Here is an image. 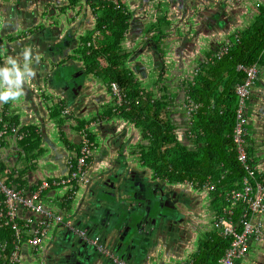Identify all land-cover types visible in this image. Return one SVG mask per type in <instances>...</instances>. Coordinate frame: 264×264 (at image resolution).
<instances>
[{
  "label": "crops",
  "instance_id": "1",
  "mask_svg": "<svg viewBox=\"0 0 264 264\" xmlns=\"http://www.w3.org/2000/svg\"><path fill=\"white\" fill-rule=\"evenodd\" d=\"M204 1L212 4V0ZM230 1L231 8L220 27H208L203 19H199L197 26L185 25V12L173 5V10L157 17L155 13L146 14L149 3L147 0L140 3L136 1L132 4L134 9H129L125 4L126 10L134 13L135 24L128 27L122 42L123 52L127 54L122 70L132 76L140 90L150 92L155 99L166 102L167 122L173 128L178 142L189 150L195 146V136L191 131L194 127L192 115L187 112V107L191 105L186 95L189 83L200 64L205 62L207 54L214 48L217 51L231 37L236 38L240 30L251 25L257 8L264 4V0ZM122 3L124 4L123 1ZM95 21L96 13L92 12L84 0L72 3L70 0H0V94L9 96L7 101H0V118L17 127L19 134H23V138H18L15 134L9 135L0 144V165L2 169H7L9 178L15 181L13 184L33 189L35 183L43 178H65L67 162L75 159L82 138L85 137L93 144V154L88 163L89 182L81 186L83 192L78 196L76 193L71 205L67 207V210H71L67 218L75 228L84 229V224L77 223L81 220L82 213L93 209L91 194L101 188L110 189L107 184L104 186L102 183L109 175L115 174L117 169H120L117 173L122 172V162L128 181L134 176L144 185L152 183V187L146 185L144 188L149 187L154 192L156 188L168 189L169 195L174 190L186 200L184 204L181 198L185 208L178 207L179 215L170 218L164 227L163 239L159 236L161 243L158 242L154 249L148 251L147 260L143 262L142 258L137 263H127L195 264L201 254L200 246L205 240L213 250L209 258H213L216 250H220L213 249L217 239H227L214 227L216 217L221 214L224 206L223 197L217 189L224 182H229L233 187L238 178L234 177L232 168H225L216 178L207 175L194 183L186 180L169 183L159 179L141 163L135 166L122 161L124 147L132 146L131 149L139 153V145L147 144V141L143 140L140 127L106 115V110L116 106L109 88L111 83L105 85L95 70L87 71L85 68L88 62L81 57L79 51L85 39L95 29ZM159 33L161 35L158 36ZM146 44L156 57L147 52L142 54ZM133 49H139L135 56ZM130 52L132 54L129 55ZM158 59L163 64L160 67L156 65ZM72 68L75 71H71ZM257 68L258 79L251 90L247 108L246 138L247 149L251 150L255 167L264 178V65H258ZM73 72L76 76L87 75L81 87L70 84ZM225 76L224 74L218 80L216 86L219 94L217 102L226 96L220 82L225 80ZM64 110L67 111L66 114H62ZM210 124L202 123L200 127L218 131V124ZM227 137L230 138L228 146L235 151L231 134ZM201 145L199 142L198 146ZM132 155L137 156L134 153ZM110 162L115 171L110 164V170L101 178L100 172ZM110 181L112 180L109 179ZM131 182L132 179L127 184L128 187L133 186L134 183ZM210 186L213 187L211 190ZM64 194L65 189H52L43 195V202L55 201L56 205L62 204ZM155 197L153 201H159ZM190 201L194 202V208ZM154 206L158 207L156 204ZM153 209L155 208L151 210ZM160 210L168 215V210ZM262 225L260 237L251 239L247 255L237 264H264V216ZM52 234L53 232L48 234L45 244L38 252L25 255L26 251L29 252L26 247L22 252L25 258L22 264H37V261L32 262V256L38 255L41 258L54 238L67 237L62 234L61 229ZM102 236L105 248L116 257V250L109 248L107 240ZM204 251L209 250H202ZM121 257L116 258L126 261ZM220 257L215 264H218ZM94 259L90 257L88 262L92 263Z\"/></svg>",
  "mask_w": 264,
  "mask_h": 264
},
{
  "label": "trees",
  "instance_id": "2",
  "mask_svg": "<svg viewBox=\"0 0 264 264\" xmlns=\"http://www.w3.org/2000/svg\"><path fill=\"white\" fill-rule=\"evenodd\" d=\"M73 1L75 0H70L71 3ZM84 1L92 12L96 13V26L85 39V44L83 43L79 51L80 55L88 62L85 66L87 71L95 70L107 86L112 82L116 83L121 94L125 96V103L121 106L115 104L114 109L111 107L105 113L107 116L141 128V136L147 144L138 147L139 163L152 170L159 179L169 183H181L184 180L194 183L203 180L207 175L216 178L225 168H232L237 179L242 167L237 161L235 151L228 146L230 138L227 137L231 134L235 121L234 87L244 78V74L236 68L238 65L245 67L264 65V4L257 8L252 24L240 30L236 38L231 37L228 40L226 54L216 57L215 48L207 54L205 62L200 64L192 82L189 83L186 95L190 103L196 106V109L191 111L194 126L191 131L195 136V146L189 150L187 146L178 142L173 128L167 122L166 102L155 99L150 92L140 90L132 76L122 70L127 55L123 52L122 42L128 27L135 24L134 13H129L121 0H116L118 7L111 0ZM132 3L134 4V1ZM160 61L158 59L156 63L159 67L163 65L162 62V65L159 63ZM224 74L225 80L220 82L226 96L217 102L219 94L216 86ZM211 99L214 101L211 102ZM202 123L218 124V131L200 127ZM199 142L201 146H198ZM250 151L249 148L246 151L248 160H252ZM252 162L254 164V160ZM121 165L123 168V164ZM0 168L2 169L1 165ZM230 187L229 182L226 184L224 182L217 191L223 196ZM12 238L11 229L0 228V243L5 241L11 244ZM207 242L205 240L200 246L201 254L195 264H215L229 245L228 239H217L213 249L220 250H216L213 258H209L213 250L208 247ZM205 249L210 252H202ZM1 262L0 253V264Z\"/></svg>",
  "mask_w": 264,
  "mask_h": 264
},
{
  "label": "built area",
  "instance_id": "3",
  "mask_svg": "<svg viewBox=\"0 0 264 264\" xmlns=\"http://www.w3.org/2000/svg\"><path fill=\"white\" fill-rule=\"evenodd\" d=\"M111 1L118 7L116 0ZM227 50L226 43L216 51V57L226 54ZM236 69L244 74V78L234 88L236 106L231 139L242 171L233 187L222 196L224 206L214 223V227L229 240V245L218 260V264H237L247 255L251 239L260 237L263 227L264 178L260 176L252 160H248L246 152L247 108L251 90L258 78V68L256 65L249 67L238 65ZM109 88L117 106L125 103V96L121 94L116 83H111ZM195 109L196 106L191 104L187 107V112ZM66 113V110L62 112ZM12 134L23 138L17 127L0 118V144ZM92 146L93 144L83 137L75 159L67 162L66 177L57 180L43 178L35 183L33 189L13 184L7 169L0 168V228L11 229L13 235L11 244L5 241L0 243L1 264H22V260H25L22 252L26 247L29 248V252L25 253L38 252L45 244L48 234L60 229L64 236L75 234L82 241H87L95 252L110 259L114 264H129L111 255L98 236L88 237L84 229L75 228L67 218L69 216L67 207L71 205L70 202L78 187L89 182L88 163L93 154ZM212 188L209 187L210 190ZM52 189H65L63 205L60 203L56 205L55 201L44 204L43 195ZM238 211L239 214H236Z\"/></svg>",
  "mask_w": 264,
  "mask_h": 264
},
{
  "label": "water",
  "instance_id": "4",
  "mask_svg": "<svg viewBox=\"0 0 264 264\" xmlns=\"http://www.w3.org/2000/svg\"><path fill=\"white\" fill-rule=\"evenodd\" d=\"M140 1L142 0H137V3H140ZM205 3L207 2L202 0H165L164 2L170 7L173 5L185 12V17L183 16L185 25L197 26L199 19H203L208 27H220L221 25L217 23L221 20L224 22L225 15L228 12L224 9L226 0L218 3L213 8L210 3ZM29 36L35 38L33 37L34 34ZM27 39L28 36L25 37V40ZM138 50L136 49L137 54ZM146 52L156 57V54L154 55L153 50L149 49L147 44L143 47L142 54ZM110 164L112 166L110 162L100 172L101 178L110 170ZM119 173L116 171V175H109L108 179L102 183V185L107 184L111 189H114L111 190L112 192H106L101 188L93 192V196L91 194L93 209L92 211H86L84 214L82 213L81 220L77 225L84 224L87 236H98L104 244L101 240V234H103L105 241H108H106V245L112 250H116V257L122 256L121 258L125 259L126 262L133 261L136 263L143 258V262H145L148 251L151 248L154 249L158 242L161 243L159 236L163 235V232L157 231L158 235H156V232L155 235L152 232L157 229L155 222H167V219L174 217V215L170 213L167 215L160 209L151 210L150 204L155 196L154 190L148 187L144 188L141 194H137L135 190L127 186L129 183L127 178H122V185L120 184V178H117ZM109 179L115 184L112 181L109 182ZM154 214L155 218L153 217ZM51 244L53 247L48 253L47 250ZM51 244H48L41 258L38 255L32 256L37 264H114L110 259L95 252L87 241H82L75 234L63 238L57 237ZM25 255H28V253H25ZM90 257L95 258L92 263L88 262Z\"/></svg>",
  "mask_w": 264,
  "mask_h": 264
},
{
  "label": "rangeland",
  "instance_id": "5",
  "mask_svg": "<svg viewBox=\"0 0 264 264\" xmlns=\"http://www.w3.org/2000/svg\"><path fill=\"white\" fill-rule=\"evenodd\" d=\"M121 1H123L124 2V4H126V7H128L129 9H134L135 7L132 5L133 3V1H134V4H135V2L137 1V0H121ZM214 1V2H213ZM227 1V0H226ZM164 2H165V0H152L151 2H149L148 3V8L146 9V14H148V15H151L152 13H155L156 14V16L158 17L159 15H162L164 12H166V11H171V10H173L172 9V7H170L169 5H167V4H164ZM220 3L221 2V0H212V4H211V7L213 8V7H215V3ZM230 3L232 4V2L230 1V0H228L226 3H224L225 5H224V9L226 10V11H229V9L231 8V6H230ZM161 4V5H160ZM153 16V15H152ZM223 23V20H221V21H219L217 24L218 25H221ZM142 38V37H141ZM132 53L134 54V56L137 54L136 53V49H133V51H132ZM71 71H75V68H72V70ZM74 73V75L73 74H71V77L73 78V80H72V82L70 83L72 86H74V87H81L83 84H84V82H83V79L87 76L86 74H81V75H79V76H76L75 75V72H73ZM86 83H88V82H86ZM131 147L132 146H128V147H124V149H123V162L125 163V164H133V165H135V166H139V162H138V154L136 153V152H134L132 149H131ZM132 153H134L135 155H137V156H134V155H132ZM140 169H141V167H140ZM83 192V189L81 188V187H79L78 188V190H77V196L78 195H80L81 193ZM149 195V194H148ZM76 196V197H77ZM152 208H155V209H153V211L154 210H159L160 208L159 207H155L154 205H153V207ZM165 210V209H164ZM67 212H68V214L70 215V212H71V210L70 209H68L67 210ZM169 212V211H168ZM74 214V213H73ZM72 214V215H73ZM72 215H71V219H73L72 218ZM54 234V233H53ZM52 234V235H53ZM55 240V238L53 239V241ZM52 244L51 245H49V249L47 250V252L49 253L51 250H52ZM33 261V263H35V258H33L32 259Z\"/></svg>",
  "mask_w": 264,
  "mask_h": 264
},
{
  "label": "flooded vegetation",
  "instance_id": "6",
  "mask_svg": "<svg viewBox=\"0 0 264 264\" xmlns=\"http://www.w3.org/2000/svg\"><path fill=\"white\" fill-rule=\"evenodd\" d=\"M214 2V1H213ZM218 3V2H217ZM217 3H215V5L217 4ZM258 79V78H257ZM252 93V92H251ZM251 97V96H250ZM250 101V100H249ZM248 113V112H247ZM113 168V167H112ZM111 168V169H112ZM115 168H113L112 170L113 171H115L114 170ZM115 173V172H114ZM114 175V174H113ZM116 175V174H115ZM132 175H130V177H131ZM117 178H120V184L122 185V178H127V176H125V174H124V172H123V168H122V172H120L119 174H117ZM131 179H132V182L131 183H134V185H135V187L134 186H132V185H130V189H133V190H135L136 191V193L137 194H139V193H141V191L144 189V186H146V185H148L149 187H152V183H148V184H146V185H144V183L142 182H138L137 180H136V178L133 176V178H129V180L131 181ZM129 181V182H130ZM159 183V182H158ZM138 186V187H137ZM157 189V190H156ZM155 189V192H156V195H158L157 197H158V200L159 201H157V202H155V201H153V205H157L158 207H161V208H163V209H165L166 211L168 210L169 212L168 213H170L171 215H176V214H178L179 215V209H178V207H181V208H185L184 207V204L186 203V200L183 198V196H182V194H177V192L176 191H174V190H172V192H170V194L171 195H169V191H168V189H163V188H156ZM106 192H112L111 190H114V189H109V188H105L104 189ZM155 195V196H156ZM154 196V197H155ZM181 196V197H180ZM157 197H155V198H157ZM164 197V198H163ZM181 198L183 199V201H184V204H182V202H181ZM152 202V201H151ZM190 203H191V207H195V205H194V202H192V201H190ZM189 203V204H190ZM162 206H164V207H162ZM166 206H167V208H166ZM168 207H169V209H168ZM151 209H152V207H151ZM170 211H172V213L170 212ZM154 218H155V214H154V216H153ZM170 218L171 217H169V219H167V222H159V221H157V222H155L156 223V225H157V229L156 230H153L152 232H153V234L155 235V232H156V235H158V233H157V231H160L161 233L164 231V227L166 226V224L169 222V220H170ZM174 219V218H173ZM163 235H161L160 237L163 239V236H164V232L162 233Z\"/></svg>",
  "mask_w": 264,
  "mask_h": 264
},
{
  "label": "clouds",
  "instance_id": "7",
  "mask_svg": "<svg viewBox=\"0 0 264 264\" xmlns=\"http://www.w3.org/2000/svg\"><path fill=\"white\" fill-rule=\"evenodd\" d=\"M9 99V96L6 94H0V101H7Z\"/></svg>",
  "mask_w": 264,
  "mask_h": 264
},
{
  "label": "bare ground",
  "instance_id": "8",
  "mask_svg": "<svg viewBox=\"0 0 264 264\" xmlns=\"http://www.w3.org/2000/svg\"><path fill=\"white\" fill-rule=\"evenodd\" d=\"M192 118V117H191ZM224 139V138H223ZM232 151V150H231ZM165 187V186H164ZM7 231V230H6ZM216 235V234H215ZM205 247V246H204Z\"/></svg>",
  "mask_w": 264,
  "mask_h": 264
}]
</instances>
